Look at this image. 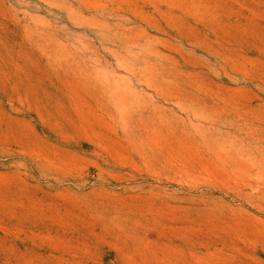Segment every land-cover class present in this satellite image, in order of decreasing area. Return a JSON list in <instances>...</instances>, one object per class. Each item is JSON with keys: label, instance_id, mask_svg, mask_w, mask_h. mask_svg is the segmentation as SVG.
<instances>
[{"label": "rangeland", "instance_id": "374dc122", "mask_svg": "<svg viewBox=\"0 0 264 264\" xmlns=\"http://www.w3.org/2000/svg\"><path fill=\"white\" fill-rule=\"evenodd\" d=\"M0 264H264V0H0Z\"/></svg>", "mask_w": 264, "mask_h": 264}]
</instances>
